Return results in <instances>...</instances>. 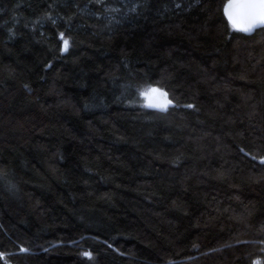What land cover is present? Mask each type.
<instances>
[{
  "label": "trees",
  "instance_id": "trees-1",
  "mask_svg": "<svg viewBox=\"0 0 264 264\" xmlns=\"http://www.w3.org/2000/svg\"><path fill=\"white\" fill-rule=\"evenodd\" d=\"M226 1L0 0V264H264V28Z\"/></svg>",
  "mask_w": 264,
  "mask_h": 264
},
{
  "label": "snow or ice",
  "instance_id": "snow-or-ice-1",
  "mask_svg": "<svg viewBox=\"0 0 264 264\" xmlns=\"http://www.w3.org/2000/svg\"><path fill=\"white\" fill-rule=\"evenodd\" d=\"M223 12L231 27L236 31L250 33L258 27H264V0H227ZM68 45L69 41L64 39L65 50ZM141 95L144 97L147 107L166 110L171 104L167 93L156 88H150ZM261 162L264 163V161Z\"/></svg>",
  "mask_w": 264,
  "mask_h": 264
},
{
  "label": "water",
  "instance_id": "water-1",
  "mask_svg": "<svg viewBox=\"0 0 264 264\" xmlns=\"http://www.w3.org/2000/svg\"><path fill=\"white\" fill-rule=\"evenodd\" d=\"M227 3V1L225 2V4ZM224 4V5H225ZM224 7V6H223ZM223 14H224V12H223ZM225 16V15H224ZM225 18H226V20L228 21V19H227V17L225 16ZM229 22V21H228ZM261 28H264V27H258V28H256V29H254L252 32H250V33H245V32H241V31H239V32H241V33H243V34H245V35H252L253 33H255V31H257V30H259V29H261Z\"/></svg>",
  "mask_w": 264,
  "mask_h": 264
},
{
  "label": "rangeland",
  "instance_id": "rangeland-1",
  "mask_svg": "<svg viewBox=\"0 0 264 264\" xmlns=\"http://www.w3.org/2000/svg\"><path fill=\"white\" fill-rule=\"evenodd\" d=\"M150 88H156V89H159V88H157V87H149V88H146L143 92H145L146 90H148V89H150ZM160 91H162V92H164L163 90H161V89H159ZM142 92V93H143ZM142 99H143V101H142V105L143 106H145V104H146V101H145V99H144V97L142 96ZM145 107H147V106H145ZM149 108H152V107H149Z\"/></svg>",
  "mask_w": 264,
  "mask_h": 264
},
{
  "label": "built area",
  "instance_id": "built-area-1",
  "mask_svg": "<svg viewBox=\"0 0 264 264\" xmlns=\"http://www.w3.org/2000/svg\"><path fill=\"white\" fill-rule=\"evenodd\" d=\"M254 264H262L260 261H255Z\"/></svg>",
  "mask_w": 264,
  "mask_h": 264
}]
</instances>
